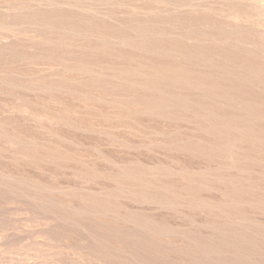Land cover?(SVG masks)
Masks as SVG:
<instances>
[{
	"label": "rangeland",
	"instance_id": "obj_1",
	"mask_svg": "<svg viewBox=\"0 0 264 264\" xmlns=\"http://www.w3.org/2000/svg\"><path fill=\"white\" fill-rule=\"evenodd\" d=\"M0 264H264V0H0Z\"/></svg>",
	"mask_w": 264,
	"mask_h": 264
},
{
	"label": "bare ground",
	"instance_id": "obj_2",
	"mask_svg": "<svg viewBox=\"0 0 264 264\" xmlns=\"http://www.w3.org/2000/svg\"><path fill=\"white\" fill-rule=\"evenodd\" d=\"M162 65V64H161ZM100 242V241H99ZM147 248V247H146ZM158 249V248H157Z\"/></svg>",
	"mask_w": 264,
	"mask_h": 264
}]
</instances>
